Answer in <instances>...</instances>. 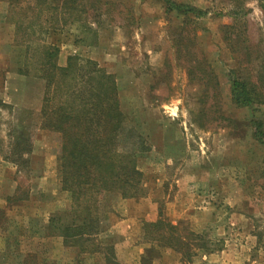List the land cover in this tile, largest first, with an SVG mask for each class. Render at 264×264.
I'll return each mask as SVG.
<instances>
[{
	"label": "rangeland",
	"instance_id": "obj_1",
	"mask_svg": "<svg viewBox=\"0 0 264 264\" xmlns=\"http://www.w3.org/2000/svg\"><path fill=\"white\" fill-rule=\"evenodd\" d=\"M10 1L27 26L34 7L31 0H0V94L14 101L0 105V264H103L100 254L80 256L47 230L49 216L71 204L58 185L60 135L42 128L44 84L36 66H23L24 55L36 51L15 45L21 36L39 43L43 28L42 43L59 48V66L79 55L112 75L126 125L148 149L135 155L159 223L141 221L139 236L131 235L142 251L135 263L264 264V144L254 137L256 124L264 130V0H173L206 10L198 19L166 13L163 0H43L42 28L17 37ZM27 69L28 77L19 75ZM232 70L254 84L262 102H233ZM22 128L33 159L32 168L18 170L6 157L11 133ZM122 200L110 193L100 202L105 230L114 214H126ZM163 234L187 238L192 257L183 261L160 248ZM202 242L208 251L197 250Z\"/></svg>",
	"mask_w": 264,
	"mask_h": 264
},
{
	"label": "trees",
	"instance_id": "obj_2",
	"mask_svg": "<svg viewBox=\"0 0 264 264\" xmlns=\"http://www.w3.org/2000/svg\"><path fill=\"white\" fill-rule=\"evenodd\" d=\"M31 1L34 6L30 10L33 11L32 26L25 25L23 22L26 16L21 15L16 4L10 1L9 5L8 2L10 23L16 37L25 34L27 28H42L38 11L44 1ZM163 2L166 13H180L185 18L193 15L196 19L208 14L206 10L173 0ZM47 24L51 23L47 21ZM47 31L44 28L38 31L39 43L21 41L23 36L18 40L20 42L15 41L16 46L25 42L27 48L32 44L36 51L35 57L32 52V56L29 52L24 55L23 66H36L35 76L44 84L39 115L42 128L60 135L61 148L57 156L61 174L60 190L68 194L71 204L68 209L56 211L49 216L47 230L50 235L61 238L65 247L77 250L80 256L103 254L108 263L119 264L115 260L113 249L102 247L98 242V236L105 231L100 202L110 193L119 194L121 199L146 196L144 175L138 168L135 152H146L148 149L137 145L136 131L132 126L126 125V116L121 110L117 84L112 75L107 74L95 61L79 55H69L65 66H59V48L42 43L48 35ZM228 47L236 53L237 49L231 46L230 41ZM22 72L30 75L28 69ZM230 75L231 96L236 105L250 107L263 101L251 81L241 78L237 70H232ZM262 127L261 122L256 124L254 137L264 144ZM26 133L24 128L11 133L13 142L6 158L18 170L29 168L32 144L29 133ZM122 141L125 145L120 148ZM158 223L159 220L155 223L146 222L144 226L155 228ZM169 229L172 231L175 227L169 226ZM148 234L146 232L145 236L149 237ZM192 236L194 234L190 233L188 240ZM158 240L160 248L179 252L180 260L187 261L192 257L189 253L192 249L186 243L187 238H177L176 242L163 234L159 235ZM200 249L208 251L205 242L198 243L197 250ZM106 250H111L108 257L104 253ZM149 252L151 254L152 250ZM155 257L158 255L150 256L152 260ZM150 262L151 260L148 261Z\"/></svg>",
	"mask_w": 264,
	"mask_h": 264
},
{
	"label": "crops",
	"instance_id": "obj_3",
	"mask_svg": "<svg viewBox=\"0 0 264 264\" xmlns=\"http://www.w3.org/2000/svg\"><path fill=\"white\" fill-rule=\"evenodd\" d=\"M6 73V71L4 72ZM22 77H28V75L23 74L22 71H18ZM5 90L7 89V86H4ZM3 95L0 94V105L9 106L12 105L13 100L10 99V96L12 95L6 93L3 97ZM21 106H24L22 108H28V104L24 105V102L19 103ZM18 104V105H19ZM42 105V103H41ZM40 108V105H39ZM41 109V108H40ZM33 157L30 155V163L29 168L31 166L32 168V160ZM58 166V164H57ZM139 168V165H138ZM58 170V167H57ZM139 170L142 172L143 170L139 168ZM143 173V172H142ZM144 174V173H143ZM60 183L61 187V181L59 179L58 185ZM151 196L148 197H142L137 199H125L122 200L125 205L128 206V209L126 210V214L122 213L114 214V222L108 223V227L106 230L98 236V242L102 247H109L112 248L114 251L115 260L119 264H137L136 259H141L142 251L140 250L139 253H137L136 250H139L140 248L132 243V237L131 235L133 233L140 234L141 221L146 222H154L156 220V213L154 210V203ZM111 218V219H112ZM120 234V235H119ZM136 242V241H135ZM140 255V256H138ZM102 257V263L103 264H110L107 262L105 255L100 254ZM150 264H158V261H151Z\"/></svg>",
	"mask_w": 264,
	"mask_h": 264
}]
</instances>
